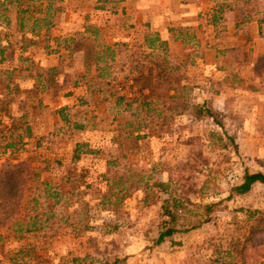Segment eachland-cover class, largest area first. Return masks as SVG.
Returning a JSON list of instances; mask_svg holds the SVG:
<instances>
[{
  "label": "rangeland",
  "instance_id": "1",
  "mask_svg": "<svg viewBox=\"0 0 264 264\" xmlns=\"http://www.w3.org/2000/svg\"><path fill=\"white\" fill-rule=\"evenodd\" d=\"M99 2L59 0L56 5L62 10L56 12L49 34L54 48L46 49L45 41L40 39L39 45L24 54L16 44L17 35L0 21V34L7 47L6 60L0 63V93L7 84L6 71L14 76L12 92L5 99L14 102L28 94L36 98L47 90L20 87V72H31L33 76L40 73L43 81H52L46 91L49 95L68 91L76 79L79 85L96 82L94 92L88 93L89 104L82 103L67 113L68 121H81L87 124L86 129L79 134L70 129L69 141L49 133L42 137L40 146L28 140L25 149L15 156L0 153V164L9 157L30 161L39 170L40 180L59 193L55 206V200L39 192L37 181L29 177L22 206L24 219L36 210L54 209L56 214L49 228L22 237L14 232L15 226L0 229V264H98L104 260L113 264L116 258H121L117 264H235V246L239 242L241 246L250 229L264 228V184L256 183L247 194L227 199L232 185L241 182L245 169L264 172V36L254 9H228L218 28L202 32L198 20L178 31L186 39L184 46L168 47L167 53L154 50L150 57H144L150 50L143 43V32L125 42L118 40L127 35V17L142 14L144 7L149 11L154 7L155 16L156 7L166 6V11L170 4L166 0H124L117 7L119 17L111 10L97 17ZM230 2L201 0L206 14L200 19L201 25L207 26L218 4ZM103 4L108 6L107 2ZM123 8H127L125 16ZM259 9V15L264 16V0H260ZM86 15L89 23L100 28V41L117 45L119 51L111 63V85L104 86L101 97H108L124 84L126 76L137 87L149 80L161 85L157 88L163 101L159 109L169 118L145 115L147 126L133 132L139 138L125 139L123 148L118 146L117 138L130 112L98 98L96 91L101 84L94 79L95 72L81 78L83 63L78 56L67 57L69 38L81 39L85 32ZM169 16L165 17L167 22H180ZM105 20L107 25L100 26ZM226 21L230 24L224 32ZM6 35L10 37L6 39ZM196 35L202 37L197 39ZM83 42L90 43L85 39ZM219 51L225 58L217 59ZM175 63L180 65L178 69H167ZM26 66L34 68L24 71ZM51 67L57 71H49ZM171 85H184L187 90L178 91L177 98L169 100L166 89ZM127 92L131 95L130 88ZM202 104L213 110L214 117L197 113L195 106ZM77 139L88 147L74 159ZM108 171L112 175L115 171L126 173L131 184V194L121 206L102 204L108 186L101 174ZM159 181L170 183L171 192L188 199L187 209L174 213L175 220L169 215L166 218L163 202L169 194L161 190ZM219 200L222 202L200 227L185 230L200 219L196 212L199 206ZM247 210L257 211L249 221ZM167 226H176L179 232L154 251L156 239ZM171 241L179 244L174 246ZM251 244L261 248L262 253L253 264H264V231L256 234ZM22 248L25 254L17 255Z\"/></svg>",
  "mask_w": 264,
  "mask_h": 264
},
{
  "label": "trees",
  "instance_id": "2",
  "mask_svg": "<svg viewBox=\"0 0 264 264\" xmlns=\"http://www.w3.org/2000/svg\"><path fill=\"white\" fill-rule=\"evenodd\" d=\"M58 1L59 0H0V21H4L8 27L11 28L12 33L17 35L16 44L19 49L27 51L29 48L39 45L40 39L45 41V48H49V34L50 29L55 23L54 16L56 12L62 10L61 6L56 5ZM99 1L107 2L108 4V6L101 5L100 7H104L115 13L117 12V7L120 2L123 0ZM259 5L260 0H231L228 4H218L212 13L211 22L218 28L219 25H221V21H223L224 11L234 8L254 9V14L257 15L256 20L259 23L260 32L264 36V16L258 13L260 10ZM224 27L226 26L223 25L222 30ZM85 32L86 34L81 36V39H73L71 41L72 43L69 42L66 52L67 57L74 59L78 56L81 63H83L85 72L81 78L87 77L91 71H94V78L101 84L103 88L102 92H104V86L111 85V63L115 60L119 51L116 48L117 45L100 41L101 30L98 26L89 23L85 27ZM9 37L6 35V39ZM84 39L89 40L90 43H84ZM4 40L5 39H3L0 34V63L6 60L5 54L7 47L3 43ZM144 42L147 48L151 50L149 53H145L144 57H150L154 50H162L164 53H167V42L162 40L160 35L154 31H148L146 33ZM124 44L127 47L129 46L127 43ZM221 53L222 51H219L218 54ZM20 58L23 59V57ZM179 66L178 63H175L167 69L175 70L178 69ZM33 68L34 67L26 66L23 70L32 71ZM51 70L57 71V68L52 67L49 71ZM2 72L3 70L0 69V73ZM6 72L8 73L6 77V95H10L12 92L11 83L14 80V76L11 71ZM22 77L39 79L41 78V74L39 73L37 76H33L30 72V74H22ZM125 81L124 84H119L118 89H115L107 97L110 103L115 102L117 107L121 106L125 111L130 112V118L122 123L123 132L120 133L117 138V143L120 148L126 146L125 139L136 141L139 138L138 135H133V132L139 131L147 126L145 115L153 114L159 118H169V116L162 113V109H159V103L163 102L161 100V92L157 94V88L161 86L159 83L149 80L139 84L137 87L134 82L130 84V78L128 76H126ZM79 84V79H76L73 86ZM128 88L131 90V95L127 92ZM35 89L40 90L38 87H35ZM185 90H187V87L184 85H171L166 89L167 97L169 100L176 99L177 92ZM27 97H29V94ZM20 99L14 101L16 104H13V100L0 97V153L17 155L20 151L25 149L28 140L33 136L32 126L28 121V116L31 110L36 107L28 103L26 101L27 99ZM195 108L198 110L197 113L199 115L214 117L213 110L206 107L205 104L196 105ZM41 144L42 142L38 141L36 145L40 146ZM87 147V143H77L74 148V159H78L84 148L86 149ZM110 172L111 171H108L103 174L102 179L106 181L108 191L104 193L102 197V204L121 206L124 200L131 194V184L128 183L129 180L126 173L115 171L112 175ZM30 176H33L34 180L37 181L36 188L39 192H43L46 197L54 199L55 206H58L59 202V193L57 191L55 192L56 189L53 188L50 183L40 180L39 170L36 169L30 161L22 160L17 157L6 158L0 164V229L15 226L14 232L19 237H22L25 233H35L49 228L50 221H52L56 214L54 209L43 212H38V210H36V212L29 215L28 219H24L22 215V206ZM256 183L264 184V172H250L248 169H245L241 182L232 185L227 199L235 195L247 194ZM158 184L164 193L169 194V197L163 202L164 213L175 220L174 213L179 210L187 209L185 200L188 199H185L180 194L171 192L170 183L159 181ZM34 201L37 202L35 199ZM221 202L222 200H219L199 206L196 212L198 216H200V219H197L194 224L187 227L185 230L189 231L200 227L205 221V218L210 215ZM256 212L255 210H247V220L253 219ZM263 231L264 228L250 229L241 246L240 242L235 246L238 252V259L235 264H253V262L259 261L262 256L260 251L261 248H254L255 245H250V242H252L256 234ZM176 232H179L178 227L167 226L160 232L155 241L156 245L162 243L167 237L173 236ZM0 238L2 239L3 236H0ZM19 253L20 255L25 254L24 248L20 249L17 255H19ZM12 259L16 260L14 257H12ZM120 261L121 258H116L113 264H117ZM98 264L109 263L107 260H104L100 261Z\"/></svg>",
  "mask_w": 264,
  "mask_h": 264
},
{
  "label": "crops",
  "instance_id": "3",
  "mask_svg": "<svg viewBox=\"0 0 264 264\" xmlns=\"http://www.w3.org/2000/svg\"><path fill=\"white\" fill-rule=\"evenodd\" d=\"M166 1L168 4H170L168 6V8L166 9V11L164 9L166 6L161 7V8L156 7L155 10L157 13L155 16L152 15L154 12V7H152V9L150 11H149V9H146L144 7V9L140 10L143 12L142 14L136 13L134 15H131L130 17H127V18H129V22L126 25L127 30L124 31L127 35L124 38L120 37L118 40L121 42L122 41L125 42L126 40H131V39L135 38L137 36V34L139 35L141 32H143L142 38H143V43L145 45L144 41H145L146 33L148 31H154L160 35L162 40L167 42L168 47L173 48V45L174 46H177V45H179V46L183 45L184 46L186 44V39L184 38V35L180 34L178 31L188 29L186 27L189 24H194L196 21L199 20L200 23L198 26L201 27V29H202L199 32L204 31L203 29H205V28L210 29L211 27H215L214 24L211 22V19L207 20V22H208L207 26H205L204 24L201 25L200 19L202 17H204V15H206L202 11V10H204V7H203V4L201 3V0H166ZM120 4H121V2H120ZM101 5L106 6V4H103V2H99V4L96 6V8H97V11L100 12V14H98L97 17L101 16L102 12L104 13V12L109 11V10L105 9L104 7L103 8L100 7ZM126 9L127 8H123V10L121 12L122 16H125ZM146 10L149 11L148 14H146V12H147ZM88 13H89V11H88ZM88 13H86V14H88ZM118 13H119V11L115 12V13L113 12V14H116V15ZM169 14H170L169 17H174L176 19H179L180 22L177 25H174L175 23L171 24V23L167 22L165 20V17L168 16ZM117 16L119 17L120 15H117ZM85 17L87 19V22L84 26V31H85L86 25L89 24V22H91V21H88V19H89L88 15H86ZM162 18H163V20H162ZM106 21L107 20L102 21L100 23V26L101 25H107ZM226 23H228V26L226 28L225 27L223 28L224 32H226V29L229 28V24H230L227 21H226ZM123 24L124 23H122V29L124 30L125 27L123 26ZM178 25H179V27H177V28L174 27V26H178ZM175 33H177V36ZM220 33L221 32H219V33L216 32V35H219ZM85 34H86V32H84L83 35H85ZM193 36L195 39V35H193ZM200 37H202V35H196L197 39ZM69 39L70 40L68 41V43L71 42L74 38L70 37ZM50 44H52V43H49V45ZM145 47L147 48L146 45H145ZM49 48H54V45H50ZM55 48L59 49L60 53H62V48L60 46L56 45ZM27 51H23L20 49V54L27 53ZM170 52H171V49H170ZM221 54L216 55L217 59H219L220 57L225 58L224 54H222V55ZM220 69H224V68H220ZM20 77H22L21 72H20ZM22 81H23V83H20V87L28 88V86H31V88H34L36 86L40 89V91H43L44 89H47L46 91H48V87L49 86L52 87V81H43L41 78H39V79L23 78ZM94 86H95L94 81H87L83 85L73 86L68 91L59 92V93H56L53 95H49L48 92L45 91L44 93L40 94L36 98L35 97L21 96V99H27L26 101L28 103H31L36 107L33 110L30 109L31 112H30V115L28 116V121H29L30 125L32 126V131H33V136L29 140H33L37 144L38 141L44 142V140H43L44 138H42V137H44L45 135H48L49 133H52V134L55 133L56 135H60L61 137L65 136L66 138L64 137V139L69 141V136L71 135V134H69L70 129H72L73 131H76V134H79L80 131L86 129L87 124L86 125L82 124L81 121H73V122L68 121L67 113L72 108H74V107L77 108V107L81 106L82 103L88 105L89 104V101L87 99L88 93L92 94V92H94L93 91ZM6 89H7V84H5L4 91L0 93L1 98H7V97H5V96H7L6 95L7 93L5 92ZM102 90H103V88L101 87V89H100V87H99L98 91H96L99 93L98 98L101 97V94L103 93ZM101 99H102V101H104L108 104L110 103L107 96L101 97ZM13 104H16V102H13ZM111 106H113V108L117 107V105H115V102ZM93 108H96V107H93ZM33 111H35V112H33ZM123 111H125V110H123ZM117 113H119V111H117ZM114 117L115 116H113V118ZM85 122L88 123L90 121L86 120ZM80 141H81L80 139H77L75 141V146ZM88 141H90V140H88ZM101 178H103V174H101ZM167 238L162 243L156 245V249H154V251H157L158 249H160L162 247V245L167 241ZM171 244L175 246L179 243H176L175 241H171ZM105 256H107V255H105ZM153 261L154 260H151L150 262H153Z\"/></svg>",
  "mask_w": 264,
  "mask_h": 264
},
{
  "label": "built area",
  "instance_id": "4",
  "mask_svg": "<svg viewBox=\"0 0 264 264\" xmlns=\"http://www.w3.org/2000/svg\"><path fill=\"white\" fill-rule=\"evenodd\" d=\"M166 218H169V216L167 215Z\"/></svg>",
  "mask_w": 264,
  "mask_h": 264
}]
</instances>
